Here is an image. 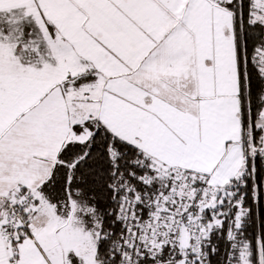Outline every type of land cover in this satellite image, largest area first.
Masks as SVG:
<instances>
[{"label":"snow or ice","instance_id":"6c2138e0","mask_svg":"<svg viewBox=\"0 0 264 264\" xmlns=\"http://www.w3.org/2000/svg\"><path fill=\"white\" fill-rule=\"evenodd\" d=\"M0 264H264V0H0Z\"/></svg>","mask_w":264,"mask_h":264}]
</instances>
